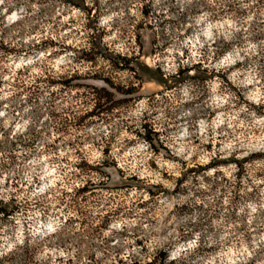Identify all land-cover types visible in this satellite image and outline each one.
<instances>
[{
  "label": "rangeland",
  "instance_id": "374dc122",
  "mask_svg": "<svg viewBox=\"0 0 264 264\" xmlns=\"http://www.w3.org/2000/svg\"><path fill=\"white\" fill-rule=\"evenodd\" d=\"M0 200V264H264V0H0Z\"/></svg>",
  "mask_w": 264,
  "mask_h": 264
},
{
  "label": "trees",
  "instance_id": "16d2710c",
  "mask_svg": "<svg viewBox=\"0 0 264 264\" xmlns=\"http://www.w3.org/2000/svg\"><path fill=\"white\" fill-rule=\"evenodd\" d=\"M10 210H9V205L4 204L2 200H0V214H4V215H9ZM166 257V255H164V258Z\"/></svg>",
  "mask_w": 264,
  "mask_h": 264
}]
</instances>
